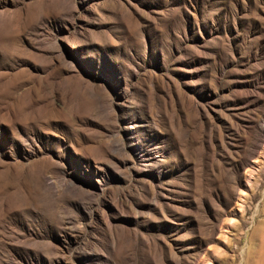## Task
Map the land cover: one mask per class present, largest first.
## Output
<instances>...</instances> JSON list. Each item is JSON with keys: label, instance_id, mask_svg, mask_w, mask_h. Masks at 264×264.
Instances as JSON below:
<instances>
[{"label": "rangeland", "instance_id": "rangeland-1", "mask_svg": "<svg viewBox=\"0 0 264 264\" xmlns=\"http://www.w3.org/2000/svg\"><path fill=\"white\" fill-rule=\"evenodd\" d=\"M0 11V264H264V0Z\"/></svg>", "mask_w": 264, "mask_h": 264}, {"label": "bare ground", "instance_id": "bare-ground-1", "mask_svg": "<svg viewBox=\"0 0 264 264\" xmlns=\"http://www.w3.org/2000/svg\"><path fill=\"white\" fill-rule=\"evenodd\" d=\"M4 14V11H0V16H2ZM71 48H75V45L73 43L69 44Z\"/></svg>", "mask_w": 264, "mask_h": 264}]
</instances>
